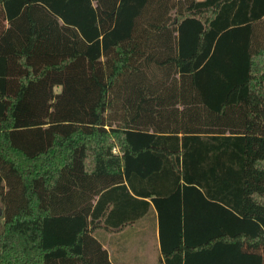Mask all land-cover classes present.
<instances>
[{
    "label": "trees",
    "instance_id": "obj_1",
    "mask_svg": "<svg viewBox=\"0 0 264 264\" xmlns=\"http://www.w3.org/2000/svg\"><path fill=\"white\" fill-rule=\"evenodd\" d=\"M186 197L260 223L186 241ZM0 205V264H124L147 226L160 264H264V0H0Z\"/></svg>",
    "mask_w": 264,
    "mask_h": 264
},
{
    "label": "rangeland",
    "instance_id": "obj_2",
    "mask_svg": "<svg viewBox=\"0 0 264 264\" xmlns=\"http://www.w3.org/2000/svg\"><path fill=\"white\" fill-rule=\"evenodd\" d=\"M197 27L192 22H187L184 24L180 31L177 33L178 35V44L179 49L183 53H189L194 45H195V32ZM205 55L201 57V60L204 59ZM58 91L59 88H56ZM135 140H142L135 138ZM138 142V141H136ZM182 194H186V190H182ZM187 195V194H186ZM185 197V196H184ZM208 214L211 218H215L218 216L223 221V225L229 232H234L238 230H247L252 231L255 226L260 223L258 221H241L234 219L229 214L219 211L218 209L208 208V211H204L202 206L197 204V202L190 201L187 197L186 200H183L182 204V221L179 223L180 227L183 229L185 239L188 241L190 238H193L196 235H199L201 232L205 230H211L213 225L211 221L204 220L201 216L202 214ZM0 216H1V205H0ZM189 228V229H188ZM2 230V219L0 218V232ZM153 230L152 227L147 226L145 230H143V234H138L136 236H131L126 243V252H125V261L127 264H160L159 257L161 254L162 247H168L169 244H162L161 241L163 236L159 239L158 234ZM161 240V241H160ZM137 261H135V257ZM194 258V257H192ZM187 259L186 264H201L197 259ZM215 264V261H214Z\"/></svg>",
    "mask_w": 264,
    "mask_h": 264
},
{
    "label": "crops",
    "instance_id": "obj_3",
    "mask_svg": "<svg viewBox=\"0 0 264 264\" xmlns=\"http://www.w3.org/2000/svg\"><path fill=\"white\" fill-rule=\"evenodd\" d=\"M107 241H108V239H107ZM125 246H127V245H125ZM115 249V248H114ZM113 256L114 257H116L117 259H119L120 261V263H124V264H127V261H125V257H123V256H125V252H119V253H116V252H114L113 253ZM137 256L135 257V261H137Z\"/></svg>",
    "mask_w": 264,
    "mask_h": 264
}]
</instances>
